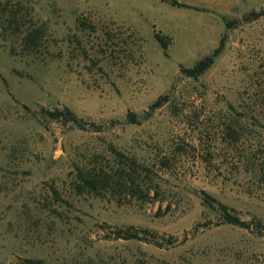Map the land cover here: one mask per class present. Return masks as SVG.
<instances>
[{"label": "rangeland", "instance_id": "obj_1", "mask_svg": "<svg viewBox=\"0 0 264 264\" xmlns=\"http://www.w3.org/2000/svg\"><path fill=\"white\" fill-rule=\"evenodd\" d=\"M177 1L0 0V264H264V0Z\"/></svg>", "mask_w": 264, "mask_h": 264}, {"label": "trees", "instance_id": "obj_2", "mask_svg": "<svg viewBox=\"0 0 264 264\" xmlns=\"http://www.w3.org/2000/svg\"><path fill=\"white\" fill-rule=\"evenodd\" d=\"M161 1L167 2L172 6H181L177 0H161ZM254 16L255 18H259L260 14L254 13ZM156 38L164 49L168 48L169 42L167 38L161 36H157ZM218 53H220L219 50H217L212 55L206 57L205 59L199 61L194 67L182 69L183 74H185L189 78H194V79L200 77L201 75L205 74L214 65ZM162 105H163L162 100H159L151 107V110L155 111L156 109L160 108ZM42 113L45 116V118H47L50 121L62 122L64 124L70 123L75 128L78 129L84 128L82 121L70 108L66 107L63 110L57 109L54 111L42 109ZM127 122L130 124H139L140 121L138 120V116L135 113H130L127 116ZM91 184H93L94 186L97 183L93 182ZM203 195H204L203 197L204 205L209 209L216 210L217 212H219L220 215L223 217L225 223L240 227L247 226L246 223L242 222L238 217L230 214L229 208L227 206L220 203L217 199L209 196L207 193H204ZM127 234L128 235L125 236L124 238L140 240V237L138 235H132L129 232ZM37 264H42V263L39 261L37 262Z\"/></svg>", "mask_w": 264, "mask_h": 264}]
</instances>
